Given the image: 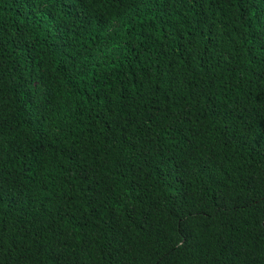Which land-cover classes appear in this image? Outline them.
<instances>
[{
  "label": "trees",
  "instance_id": "trees-1",
  "mask_svg": "<svg viewBox=\"0 0 264 264\" xmlns=\"http://www.w3.org/2000/svg\"><path fill=\"white\" fill-rule=\"evenodd\" d=\"M0 264H264V0H0Z\"/></svg>",
  "mask_w": 264,
  "mask_h": 264
}]
</instances>
